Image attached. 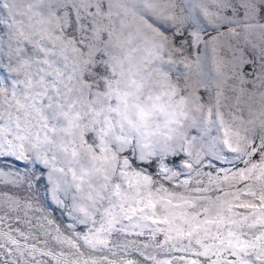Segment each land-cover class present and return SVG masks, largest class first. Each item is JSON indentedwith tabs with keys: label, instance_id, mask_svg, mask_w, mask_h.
<instances>
[{
	"label": "snow or ice",
	"instance_id": "6c2138e0",
	"mask_svg": "<svg viewBox=\"0 0 264 264\" xmlns=\"http://www.w3.org/2000/svg\"><path fill=\"white\" fill-rule=\"evenodd\" d=\"M0 264H264V0H0Z\"/></svg>",
	"mask_w": 264,
	"mask_h": 264
}]
</instances>
